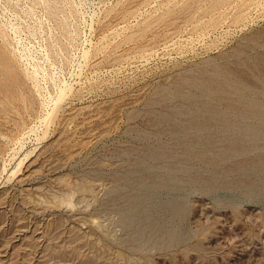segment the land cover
Masks as SVG:
<instances>
[{"label": "rangeland", "instance_id": "374dc122", "mask_svg": "<svg viewBox=\"0 0 264 264\" xmlns=\"http://www.w3.org/2000/svg\"><path fill=\"white\" fill-rule=\"evenodd\" d=\"M0 264H264V0H0Z\"/></svg>", "mask_w": 264, "mask_h": 264}]
</instances>
